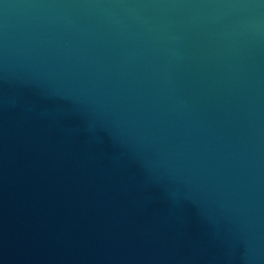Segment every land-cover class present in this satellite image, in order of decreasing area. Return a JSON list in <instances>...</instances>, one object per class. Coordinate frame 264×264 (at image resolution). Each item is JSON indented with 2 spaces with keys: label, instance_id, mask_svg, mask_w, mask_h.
<instances>
[{
  "label": "water",
  "instance_id": "obj_1",
  "mask_svg": "<svg viewBox=\"0 0 264 264\" xmlns=\"http://www.w3.org/2000/svg\"><path fill=\"white\" fill-rule=\"evenodd\" d=\"M0 264H264V0H0Z\"/></svg>",
  "mask_w": 264,
  "mask_h": 264
}]
</instances>
